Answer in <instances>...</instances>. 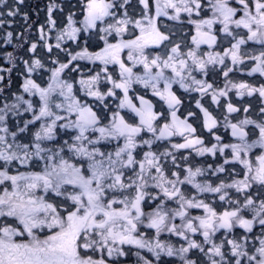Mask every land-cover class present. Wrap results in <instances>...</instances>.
<instances>
[{"label":"snow or ice","instance_id":"1","mask_svg":"<svg viewBox=\"0 0 264 264\" xmlns=\"http://www.w3.org/2000/svg\"><path fill=\"white\" fill-rule=\"evenodd\" d=\"M137 2L78 0L65 13L50 0L30 57L5 51L9 86L17 60L23 69L19 91L0 96V264H264V106L241 118L228 99L264 101V83L230 78L264 77V0ZM0 8L10 26L19 8ZM93 39L103 46L90 50ZM177 89L198 94L214 142Z\"/></svg>","mask_w":264,"mask_h":264},{"label":"flooded vegetation","instance_id":"2","mask_svg":"<svg viewBox=\"0 0 264 264\" xmlns=\"http://www.w3.org/2000/svg\"><path fill=\"white\" fill-rule=\"evenodd\" d=\"M56 3L61 4L64 9L65 13L69 9L73 11H78L77 4L78 0H55ZM9 6L12 7H18L19 13L15 17H7L9 21H11V25L5 24L3 28H0V67H11L10 64H7L4 59V53L7 52H13L15 56L22 57L24 59H28L30 57V53L27 52L28 47L32 42H38L39 40V33L38 29L40 25H45L47 27V8L50 3V0H24L23 4L17 5L15 4V0H8ZM139 5L137 0H132L131 7L129 8L130 12L138 11ZM0 11H7V8H0ZM27 14V21H25L24 16ZM54 15L57 17L58 22L63 18V14L56 12ZM60 15V17H59ZM164 25H168V28H164ZM161 27L162 30L168 31L169 29L174 30L177 33L176 39L181 38V33H189V37L191 34L190 26L187 24L180 25L177 22L169 21L167 18H161ZM7 31L13 32V42L12 44H5V33ZM19 37V39H17ZM27 41V42H25ZM54 43L55 41H51ZM23 44V47H17V45ZM91 48L90 50H98V46L102 47V42L93 39L90 41ZM226 46V45H225ZM72 47H75L72 45ZM38 54L41 56H46V52L42 47L38 48ZM61 58H63V54H61ZM87 67H93L91 65H86L85 70ZM23 69V64L20 62V60H17V67L13 70L11 73V84L9 86V76L7 73H0V75L5 76V80L2 84H0V87H4L5 91L4 93L0 94V96H6L10 95V93L19 91L20 84L22 83V76L20 75L21 70ZM75 75V74H73ZM230 78L234 82H240V81H246L250 84H254L256 86H259L260 83H264V77H259L257 74L256 76L249 77L244 73L234 71L233 73H230ZM210 81L214 82L217 86L222 87L224 83V77L222 76L221 72L219 71V68L214 73H211L209 76ZM19 83V86L16 87V85ZM178 95H181L184 100V105L181 108V112L183 114H187V111H194L196 113V116L191 119V122L194 123V126L198 129V134L202 135L206 142L209 140H212V137L202 129L201 122H202V114L199 112V109L195 107V100L199 98L198 94L196 93H183L182 90L177 89ZM228 99L231 100V102L241 108V113L235 114L237 116H240L242 118L243 111L242 109L244 107H249L250 111L248 115H250L253 119H258L259 109L260 107L264 106V101L261 100V98L257 95H254L252 97L244 96L243 98L237 97L235 95V91L231 92L229 94ZM202 103L205 104L206 107H209L211 111H213V114L217 117H220L222 119V115L224 112L223 107L217 108L214 105H211L210 98L205 97V99L202 101ZM225 101L222 99L221 104L223 105ZM158 108L161 107V105L158 103ZM27 117V114H26ZM218 134L222 135L225 138V141L231 140V137L228 132L224 130L223 127H221L218 131ZM179 138H174V141H178ZM214 142V140H212ZM197 163H202L205 166L207 164H214L217 162H221L222 160L215 161L212 157H196L195 158ZM149 258H151L150 254H147ZM165 261L168 260H174V258H163ZM126 264H136V257L130 256L126 258ZM175 264H179V261L176 260Z\"/></svg>","mask_w":264,"mask_h":264},{"label":"trees","instance_id":"3","mask_svg":"<svg viewBox=\"0 0 264 264\" xmlns=\"http://www.w3.org/2000/svg\"><path fill=\"white\" fill-rule=\"evenodd\" d=\"M19 86V83L16 85V87H18ZM16 92H17V90H16Z\"/></svg>","mask_w":264,"mask_h":264},{"label":"rangeland","instance_id":"4","mask_svg":"<svg viewBox=\"0 0 264 264\" xmlns=\"http://www.w3.org/2000/svg\"><path fill=\"white\" fill-rule=\"evenodd\" d=\"M59 17H60V15H59Z\"/></svg>","mask_w":264,"mask_h":264}]
</instances>
